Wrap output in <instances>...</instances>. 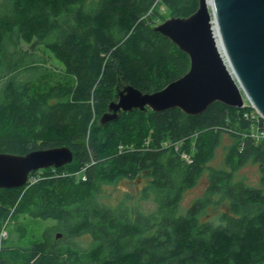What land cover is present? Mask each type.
<instances>
[{
	"label": "trees",
	"instance_id": "trees-1",
	"mask_svg": "<svg viewBox=\"0 0 264 264\" xmlns=\"http://www.w3.org/2000/svg\"><path fill=\"white\" fill-rule=\"evenodd\" d=\"M198 7L199 0H0V153L66 146L74 154L69 165L32 173L25 187L0 189V264H10L5 227L21 218L55 225L8 253L20 264H264V138L253 133H264V119L254 108L217 102L199 116L135 110L99 124L122 82L154 93L188 72L189 57L153 26ZM162 9L170 16L158 20ZM46 52L62 68L49 65ZM224 137V167H206ZM248 164L258 166L261 186L238 178ZM120 179L145 181L142 196L155 208L144 211L130 195L100 202V187ZM203 179L204 194L181 212L185 193ZM17 228L24 238L27 227ZM83 235L87 248L74 242Z\"/></svg>",
	"mask_w": 264,
	"mask_h": 264
},
{
	"label": "water",
	"instance_id": "water-1",
	"mask_svg": "<svg viewBox=\"0 0 264 264\" xmlns=\"http://www.w3.org/2000/svg\"><path fill=\"white\" fill-rule=\"evenodd\" d=\"M214 19L233 75L218 48ZM153 30L189 57L188 72L154 93H143L122 82L99 120L101 126L135 110L161 113L179 109L199 116L217 102L242 109L246 99L264 119V0H210V6L208 0H199L193 15L171 17ZM73 161V151L66 146L26 155L0 153V189L25 187L32 173L59 169Z\"/></svg>",
	"mask_w": 264,
	"mask_h": 264
},
{
	"label": "rangeland",
	"instance_id": "rangeland-1",
	"mask_svg": "<svg viewBox=\"0 0 264 264\" xmlns=\"http://www.w3.org/2000/svg\"><path fill=\"white\" fill-rule=\"evenodd\" d=\"M158 20L162 18H168L170 13L162 9V14L160 15ZM27 48V46H24ZM46 56H48L49 65H54L55 67L62 68V65L54 58L49 56V53L46 52ZM247 106H251V103L246 99ZM252 107V106H251ZM254 108V107H252ZM255 110V114L259 115ZM256 130L254 129L253 133L256 134ZM230 139L228 137H224L220 145L217 147L215 151V155L212 160H210L206 167L213 169H220L224 167V156H225V148L230 144ZM186 159H190L188 155L185 156ZM206 178V177H204ZM238 178L244 179L248 184L259 187L261 186V176L259 172V168L257 165L248 164L243 167L239 173ZM33 181V180H32ZM206 179L199 181V183L188 190L182 200L180 211L184 212L197 198L201 197L206 190ZM145 187V181H130L128 179H120L113 185H102L97 194V199L104 203L115 205L118 201L125 198L126 196H132V201H137V204L144 211H150L155 208V203L152 199H144L142 196V190ZM19 223H22L27 227V235L24 238H19L20 232L17 230V226ZM55 225L54 221H42L36 219L29 218H21L19 221L13 219L11 223L5 227V232L2 234V238L4 240L2 247L4 249L3 256L5 255L7 260L10 261V264H20L18 261H14L9 259V254L12 253L20 245H27L33 241H36L40 237L44 231V228L48 226ZM61 233V232H56ZM79 247L87 248L91 242L90 237L88 235H83L75 239L74 241ZM9 253V254H8Z\"/></svg>",
	"mask_w": 264,
	"mask_h": 264
},
{
	"label": "bare ground",
	"instance_id": "bare-ground-1",
	"mask_svg": "<svg viewBox=\"0 0 264 264\" xmlns=\"http://www.w3.org/2000/svg\"><path fill=\"white\" fill-rule=\"evenodd\" d=\"M208 4H209V6H210V0H208ZM213 23H214V33H215V35H216L217 42H218V48H219V50H220V53H221V55H222V58L224 59L226 65L228 66L230 72H232V75H233V71H232L231 65H230V63H229V61H228V59H227V56H226V54H225V52H224V50H223L222 44H221V42H220V40H219V38H218V31H217V28H216V21H215V19L213 20ZM234 78H235V76H234Z\"/></svg>",
	"mask_w": 264,
	"mask_h": 264
},
{
	"label": "built area",
	"instance_id": "built-area-1",
	"mask_svg": "<svg viewBox=\"0 0 264 264\" xmlns=\"http://www.w3.org/2000/svg\"><path fill=\"white\" fill-rule=\"evenodd\" d=\"M246 106H247V104H246ZM254 135L256 136L257 139L264 138V133H260L258 135L257 134H254Z\"/></svg>",
	"mask_w": 264,
	"mask_h": 264
}]
</instances>
